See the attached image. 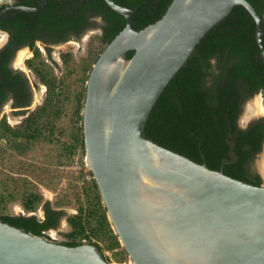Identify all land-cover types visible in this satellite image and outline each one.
I'll return each mask as SVG.
<instances>
[{
  "label": "water",
  "instance_id": "1",
  "mask_svg": "<svg viewBox=\"0 0 264 264\" xmlns=\"http://www.w3.org/2000/svg\"><path fill=\"white\" fill-rule=\"evenodd\" d=\"M47 2L8 10L40 12ZM105 2L126 27L93 66L83 133L122 246L134 264H264V186L213 171L145 133L160 96L214 26L243 6L264 58V19L247 0H173L160 21L138 31L137 9ZM0 264L112 263L95 245L68 247L0 221Z\"/></svg>",
  "mask_w": 264,
  "mask_h": 264
},
{
  "label": "trees",
  "instance_id": "2",
  "mask_svg": "<svg viewBox=\"0 0 264 264\" xmlns=\"http://www.w3.org/2000/svg\"><path fill=\"white\" fill-rule=\"evenodd\" d=\"M82 1L50 0L41 13L15 11L9 14L13 29L12 42L21 45L30 43L35 57L28 61V66L48 88L45 105L37 113V117L24 122L23 131L12 128L6 119L2 121L0 139L8 138L13 142L10 147L16 151L22 152L24 149L23 144L19 142L20 139L23 138L29 143L42 134V128L51 125L48 113L58 111L54 103L60 100L62 93L57 77L45 68L43 62L36 64L37 59L41 57L40 50L35 46L36 38L52 39L57 44L69 39H80L87 30L98 26L95 19H101L100 39L104 47L97 56L98 59L126 27V19L111 9L105 0ZM114 1L124 7L137 9L138 31L160 21L173 2V0ZM247 1L264 19V0ZM36 6L37 4H33L31 7ZM134 53L129 52L127 58L131 59ZM70 57L66 55L65 60ZM2 58L8 61L6 53ZM10 79L7 75V80L12 81ZM16 81L17 85L20 84L15 95L19 102L18 106H28L31 95L28 93L26 80L16 77ZM17 85L12 84V90ZM258 93L264 95V58L257 41V25L243 6H237L227 18L205 35L186 64L170 81L148 118L145 127L146 137L199 164H206L213 171H220L234 179L261 187L262 177L251 176L250 167L256 155L263 150L264 120L252 122L245 130L237 128L243 105ZM1 98L3 97H0V106ZM77 101L78 127L76 126L71 146L68 147L71 155L77 149L83 151L85 149L83 129L79 126L83 122L81 99ZM28 131L33 134H29ZM91 175L93 177L92 172ZM86 195L91 196L88 199V206L79 207V214L68 219L72 229L68 235L71 241L61 244L78 247L85 240L102 251L103 247L98 242L104 240L107 244L105 249L118 250L114 258L123 260L128 253L121 249L122 244L109 219L94 177ZM40 202L41 196L31 195L24 199V207L32 212ZM46 214L44 220L37 216L0 214V221L25 229L35 236L49 239L47 232L58 225L61 213L47 206Z\"/></svg>",
  "mask_w": 264,
  "mask_h": 264
},
{
  "label": "rangeland",
  "instance_id": "3",
  "mask_svg": "<svg viewBox=\"0 0 264 264\" xmlns=\"http://www.w3.org/2000/svg\"><path fill=\"white\" fill-rule=\"evenodd\" d=\"M95 21L98 25L95 29L88 31L80 39H72L58 46L53 50L52 57H48L47 48L42 45H40L42 48L39 47L41 57L37 59L36 64L44 63L45 68L60 81L62 91L60 100L54 103L58 111L48 113V119L52 121L51 125L42 128V134L29 143H26L23 138L20 139L19 142L24 146L22 152L11 148L13 142L8 138L0 139V214L42 218L44 208L49 206L52 210L61 213L58 228L48 232V237L52 239L50 241L58 244L71 241L68 235L72 229L68 219L79 214V207L86 208L88 199L91 197L86 195L93 183L86 161V151L77 149L71 155L68 147L71 146L72 134L76 126L78 127L76 109L79 102L77 100L81 99L83 115L87 83L93 66L98 60L97 56L104 47L100 39L102 20L95 19ZM1 38L2 36L0 40ZM25 53H28L29 59H32L33 53L26 49L16 56L17 63L21 55L23 60ZM66 55L71 57L65 60ZM27 61L28 59L25 64L21 61L19 66L24 69L34 89L33 103L25 112L16 113L12 105L6 106L3 111L8 124L21 131L24 130V122L37 117V113L46 103V86L29 68ZM258 97L264 106L262 93L248 99L243 105L239 118L241 127L247 128L252 122L264 120V113L257 114L255 111L254 102ZM79 126L83 129V122ZM251 167L264 181V146L262 152L256 155ZM28 195L41 196V202L32 212L24 207V199L29 197ZM98 243L103 247L102 253L110 263L134 264L128 254L123 260H117L114 254L118 250L105 249L107 244L104 240ZM84 244L89 242L84 240L82 245ZM121 249L124 247L122 246Z\"/></svg>",
  "mask_w": 264,
  "mask_h": 264
},
{
  "label": "flooded vegetation",
  "instance_id": "4",
  "mask_svg": "<svg viewBox=\"0 0 264 264\" xmlns=\"http://www.w3.org/2000/svg\"><path fill=\"white\" fill-rule=\"evenodd\" d=\"M49 1L50 0H48V2ZM57 1H73V0H57ZM42 2H43V0H12V4L3 2V3H0V13L8 10L9 8H15V7H21V6L31 7L33 4H37V6L34 8H39L41 6ZM48 2L46 3L45 7L40 12H34V13H41L42 11H44L48 5ZM68 10L70 11V8ZM15 11H22V10H18V9L8 10L5 14L0 16V21L4 22V23H2V22L0 23V36H2V38L0 40V97H3V98H1L2 104L0 106V132H1V123L5 119L4 118L5 113H3L4 108L8 105H12L14 107V110L16 113L17 112H25L32 105L33 98H34V95H33L34 89L31 85L29 79L25 75L24 69L19 66V63L21 61H19V63L16 62V56L20 53L22 54V52L26 49H28L31 53H33L32 59L35 57V54H34V50L30 47V43L25 44V45H21L17 42H12L13 41V29L11 28V25H10V23H12V22L9 18L10 17L9 14H11L12 12H15ZM92 29H95V28H92ZM92 29H90V30H92ZM90 30H87L86 33ZM71 40L69 39V40H66L60 44H57V42L53 41L52 39L47 40L45 38L39 37V38H36V40H35V46L39 50H40V48H42L40 45L44 46L45 48H47L48 57L49 56L52 57V52L55 48H57L60 45L65 44ZM4 53L7 54L8 61L5 58H2V55ZM29 58L30 57L28 56V53L27 54L25 53L24 58L22 60L24 62V64H25L26 59H28V61L30 60ZM28 61H27V64H28ZM7 75H8V77L11 78L10 80H12V81L7 80ZM16 77H20L22 79L24 78L26 80L28 87H29L28 93L31 95L30 96L31 98H30V104L28 106H25V107H19L18 106L19 102L15 98V95L17 94L16 89H19L20 84L17 85ZM12 84L17 85V86H14L13 90L11 88ZM47 93H48V88L46 86V96H47ZM237 128L239 130H245L246 129V128H243L239 125V119L237 121ZM250 175L251 176H256V175L260 176V174L253 171L252 167H250ZM46 209H47V206L44 208V216L42 218L38 217L39 219L44 220L46 218V216H47ZM59 223H60V220L58 222V225H59ZM58 225L53 229L58 228ZM53 229H51V230H53ZM51 230H49V231H51ZM48 232H47V235H48ZM49 240H52V239H50V237H49Z\"/></svg>",
  "mask_w": 264,
  "mask_h": 264
},
{
  "label": "bare ground",
  "instance_id": "5",
  "mask_svg": "<svg viewBox=\"0 0 264 264\" xmlns=\"http://www.w3.org/2000/svg\"><path fill=\"white\" fill-rule=\"evenodd\" d=\"M22 56L23 55H21V57L19 58L20 61H22ZM254 106H255V111L257 112V114L264 113V106L262 105L261 99L259 97L255 100Z\"/></svg>",
  "mask_w": 264,
  "mask_h": 264
},
{
  "label": "built area",
  "instance_id": "6",
  "mask_svg": "<svg viewBox=\"0 0 264 264\" xmlns=\"http://www.w3.org/2000/svg\"><path fill=\"white\" fill-rule=\"evenodd\" d=\"M262 186H264V181H263V185Z\"/></svg>",
  "mask_w": 264,
  "mask_h": 264
}]
</instances>
